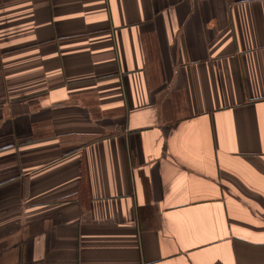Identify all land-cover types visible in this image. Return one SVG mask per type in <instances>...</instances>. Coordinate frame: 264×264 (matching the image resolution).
<instances>
[{
  "label": "crops",
  "instance_id": "obj_1",
  "mask_svg": "<svg viewBox=\"0 0 264 264\" xmlns=\"http://www.w3.org/2000/svg\"><path fill=\"white\" fill-rule=\"evenodd\" d=\"M0 264H264V0H0Z\"/></svg>",
  "mask_w": 264,
  "mask_h": 264
}]
</instances>
